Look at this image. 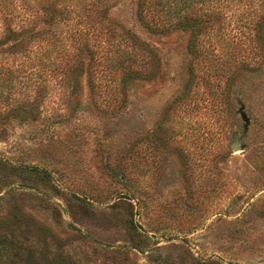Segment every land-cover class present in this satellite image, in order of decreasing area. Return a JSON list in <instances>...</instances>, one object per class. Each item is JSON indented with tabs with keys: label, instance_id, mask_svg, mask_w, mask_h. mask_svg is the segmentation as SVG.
I'll use <instances>...</instances> for the list:
<instances>
[{
	"label": "rangeland",
	"instance_id": "374dc122",
	"mask_svg": "<svg viewBox=\"0 0 264 264\" xmlns=\"http://www.w3.org/2000/svg\"><path fill=\"white\" fill-rule=\"evenodd\" d=\"M259 1L231 0L223 35H201L195 54L189 30L149 31L134 0H107V16L158 58L114 112L87 99L83 79L68 107L52 45L36 39L25 53L0 46V264H264ZM22 6L0 0V39L6 24L29 26ZM153 7L159 18L171 15L160 2ZM114 37L89 40L97 54L112 55L103 61L108 75L124 49ZM66 44L56 50L71 54ZM98 81L112 97L116 80Z\"/></svg>",
	"mask_w": 264,
	"mask_h": 264
},
{
	"label": "trees",
	"instance_id": "16d2710c",
	"mask_svg": "<svg viewBox=\"0 0 264 264\" xmlns=\"http://www.w3.org/2000/svg\"><path fill=\"white\" fill-rule=\"evenodd\" d=\"M16 1L31 11L32 20L29 26L18 32L10 29L9 24H6L3 32L4 37L0 39V46L6 44L9 49L15 48L11 50L12 53H23L28 43L36 39L52 45L53 52L55 49L53 56L56 60L55 66L63 73L69 87L66 100L70 109H73V103L79 102L77 94L81 89V79H83L87 90L86 97L89 101L98 103L100 100L106 104H104L105 106H111L110 111L118 110L125 102L127 86L136 79H146L151 73L149 71L150 66L155 68L158 64L157 54L153 46L148 45L130 29L124 28L107 16V0ZM203 1L207 7L205 9L197 8L195 4ZM158 2L164 9V13L171 14L166 19L159 18V15L153 12L156 10L153 5ZM230 2L231 0H134L136 16L149 31L156 32L167 28L189 30L191 36L190 50L195 54L200 51L197 41L201 35H207L211 39L223 35L220 31L221 24L226 19V11L223 7ZM259 3L263 10L254 22V25L257 26L255 28L257 29L256 37L261 36V28L264 23V0H260ZM102 32L112 37L116 34L114 37L117 40L115 46L124 48L121 53L114 55L113 61L120 65H117L116 72L110 75L106 73L108 66L103 67V61L111 62L112 60L109 58L112 55L107 57L108 54H105L102 57L89 43L90 38L97 37ZM68 40L70 44L73 43L71 54L56 50V44L65 49ZM63 59L64 63L62 62ZM125 59L127 62L124 61ZM106 76L116 80V85L111 93L112 97L109 98L97 90L100 83L98 78ZM231 77L227 78L228 84L232 82ZM190 81L194 82L192 71ZM186 97L187 93L183 100ZM7 164L14 169L19 167V165H13L11 162ZM27 168L36 177H41L43 174L36 167Z\"/></svg>",
	"mask_w": 264,
	"mask_h": 264
},
{
	"label": "water",
	"instance_id": "95a60500",
	"mask_svg": "<svg viewBox=\"0 0 264 264\" xmlns=\"http://www.w3.org/2000/svg\"><path fill=\"white\" fill-rule=\"evenodd\" d=\"M239 140H235L232 144L231 147L233 150H238L239 149V144H238Z\"/></svg>",
	"mask_w": 264,
	"mask_h": 264
}]
</instances>
